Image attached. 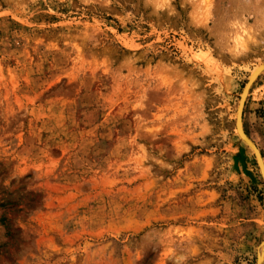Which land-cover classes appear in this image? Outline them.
<instances>
[{"label": "rangeland", "instance_id": "rangeland-1", "mask_svg": "<svg viewBox=\"0 0 264 264\" xmlns=\"http://www.w3.org/2000/svg\"><path fill=\"white\" fill-rule=\"evenodd\" d=\"M262 60L264 0H0V264H264Z\"/></svg>", "mask_w": 264, "mask_h": 264}, {"label": "water", "instance_id": "water-1", "mask_svg": "<svg viewBox=\"0 0 264 264\" xmlns=\"http://www.w3.org/2000/svg\"><path fill=\"white\" fill-rule=\"evenodd\" d=\"M248 80L245 82L247 84ZM244 83L242 89H241V94H240V98H239V103H238V106H237V109H236V117L235 119L233 120V128L235 129L236 133H237V136L241 139V141L248 147L251 149L252 151V154H253V157H254V160H255V163H256V166H257V169H258V172H259V176H260V179L262 181V184L264 186V162H263V159L261 157V154L258 150V148L255 146V144L248 138V136L245 134L243 128H242V122H241V112H242V105H243V102H241V98H242V95L244 93V90L246 88V84ZM261 245L264 246V240L261 241L260 243ZM255 264H261V259L260 257H258V255L256 256V259H255Z\"/></svg>", "mask_w": 264, "mask_h": 264}, {"label": "bare ground", "instance_id": "bare-ground-1", "mask_svg": "<svg viewBox=\"0 0 264 264\" xmlns=\"http://www.w3.org/2000/svg\"><path fill=\"white\" fill-rule=\"evenodd\" d=\"M263 61V60H262ZM264 70V61L262 63H260L259 65H257L254 70L252 71V74L250 75L249 79H248V82L246 84V88L244 90V93L242 95V98H241V102L244 103V100H245V94L248 90V88L250 87V85L252 84V82L254 81V79ZM240 101V100H239ZM243 107V105H242ZM241 107V109H242ZM241 140V139H240ZM264 165V164H263ZM259 257V256H258Z\"/></svg>", "mask_w": 264, "mask_h": 264}, {"label": "clouds", "instance_id": "clouds-1", "mask_svg": "<svg viewBox=\"0 0 264 264\" xmlns=\"http://www.w3.org/2000/svg\"><path fill=\"white\" fill-rule=\"evenodd\" d=\"M187 259H188V257H185V256H180L178 258V260L181 262V264H187ZM174 264H176V262H174Z\"/></svg>", "mask_w": 264, "mask_h": 264}]
</instances>
